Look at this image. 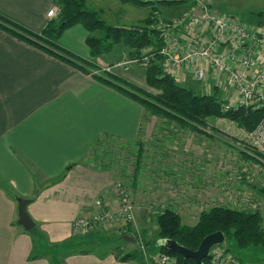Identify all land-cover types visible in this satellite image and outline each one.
<instances>
[{"label": "crops", "instance_id": "crops-1", "mask_svg": "<svg viewBox=\"0 0 264 264\" xmlns=\"http://www.w3.org/2000/svg\"><path fill=\"white\" fill-rule=\"evenodd\" d=\"M205 1L218 11L216 0ZM124 4L128 3L86 0L88 8L104 20L120 13ZM54 6V0H0L1 13L34 31L45 27L50 20L47 11ZM190 7L185 1L159 10L176 13ZM249 25L264 37V27ZM193 32L205 38L210 34L205 28ZM87 34L81 24H75L59 39L64 48L92 62L83 71L0 29V264H140L120 260L112 250L78 248L56 253L80 232L75 219L93 210L94 199L111 205L116 202L111 172L100 159L105 145L130 142L138 149L141 134L147 132V126L141 131L144 108L95 77L105 75L109 67L111 73L146 88L144 73L112 64L109 55L91 57ZM194 68V63H186L171 74L179 83L193 84L203 93L218 90L224 100L236 98L226 74L208 64L206 77L196 80ZM209 121L221 134L232 133L228 126L243 130L227 118L211 117ZM197 162L193 161V168L200 173ZM185 170L179 171L184 174ZM194 174L189 171L194 180L200 179ZM16 197L30 199L27 211L34 221L30 230L17 224Z\"/></svg>", "mask_w": 264, "mask_h": 264}, {"label": "rangeland", "instance_id": "rangeland-1", "mask_svg": "<svg viewBox=\"0 0 264 264\" xmlns=\"http://www.w3.org/2000/svg\"><path fill=\"white\" fill-rule=\"evenodd\" d=\"M215 5L220 13H232L240 17L250 10H263L264 0H216ZM152 11L155 9L150 6L128 3L123 5L120 13L104 18L109 24H144V17ZM185 11H177V14H163L160 11L157 16L163 23L170 22ZM58 13L59 11L57 15ZM157 24L152 23V26ZM147 57L152 58V55ZM126 60H130L127 52L121 53L119 58L116 57L115 63ZM124 66L144 73L140 64ZM146 88L157 92L151 87ZM144 111L141 131L147 126V132L141 134L138 149L130 142L115 146L107 143V150L102 151L104 155L100 158L103 167L111 172L114 192L116 184L121 183L130 194L134 204L133 220L123 228L112 224L78 229L80 232L72 239L74 243L68 245L65 251L78 248L111 251L119 246L116 251L118 254L138 248L146 260L150 259L158 252L156 244H153L158 239L156 217L166 208L175 210L181 216L182 223L188 225H193L198 220L202 210L215 205L241 209L248 208V204H256L255 207L264 218V194L260 191V188H264V163L254 153L255 148L250 144L248 132L228 126L235 134H221L211 124L204 126L202 130H192L173 120L162 118L145 109ZM211 132L214 134H210ZM182 146L184 152H180ZM139 147L141 156L138 155ZM245 149L251 151L252 158L247 157L246 153H250ZM195 160L198 161L199 168L196 169L200 173H196L193 168ZM180 168L186 169L184 174L179 171ZM189 171L200 179L194 180ZM114 200L116 202L113 205L105 201L110 209L117 206L116 194ZM121 235L136 238V243L120 238ZM147 242L148 247L145 245ZM222 245L230 246L231 253L246 263L264 264V253H261L263 249L260 246H251L249 250L239 249L227 239H224ZM149 253L152 255L149 256Z\"/></svg>", "mask_w": 264, "mask_h": 264}, {"label": "trees", "instance_id": "trees-1", "mask_svg": "<svg viewBox=\"0 0 264 264\" xmlns=\"http://www.w3.org/2000/svg\"><path fill=\"white\" fill-rule=\"evenodd\" d=\"M54 1L59 8V13L56 18H51L42 30L34 31L1 12L0 29L62 62L87 71L85 66L90 67L93 65L92 62L75 55L59 42L65 29L75 24H81L88 32L86 44L91 57L109 55L113 57L112 64H114L116 57L119 58V54L127 52L128 57L135 60V66L136 64L141 65L147 86L156 89L157 92L148 90L108 71L105 75H95V77L103 84L136 101L150 113L173 120L182 127L202 130L201 128L204 126L210 125L209 118L223 117L233 121L244 131L250 132L264 117V105L257 107L253 104H241L225 109L224 105L227 100L221 98L218 90L212 93H203L193 84L179 83L170 72L164 70L165 55L160 50L165 41L162 34L163 30L157 27L158 9L160 6L181 5L185 3L184 0H120L123 3L150 6L155 9L145 18L144 24L131 25L107 23L97 11L88 8L86 0ZM239 19L249 24L264 27V10L244 12ZM152 23L157 25L152 26ZM148 55H152L150 60ZM141 153V147H139L138 155L141 156ZM254 153L261 160L259 152L255 150ZM246 154L247 157L252 158L251 154ZM260 191L264 194V188H260ZM156 221L158 226L157 240L170 238L194 250L197 249L205 235L222 231L224 239L230 241L234 247L249 250L251 246H260L263 249L261 253H264V218L257 207L251 209L249 206L238 209L225 205H215L202 210L198 220L193 225L182 223L181 216L175 210L166 208L157 215ZM157 240L153 243L156 244L157 251L175 256L177 264H211L209 256L205 257L201 263H197L192 258H185L177 252L170 251L158 244ZM128 242L136 243V238L133 237V240H128ZM72 243L74 241L60 245L56 253L65 252L61 249H65ZM145 245L148 247L149 242ZM225 249L231 252L230 246H226ZM117 250H119V246L112 251L120 260H135L140 264H146V258L138 248L123 251L120 254L116 252ZM56 253L55 255H57ZM150 254L149 256L152 255ZM238 259L244 262L241 258L238 257Z\"/></svg>", "mask_w": 264, "mask_h": 264}, {"label": "built area", "instance_id": "built-area-1", "mask_svg": "<svg viewBox=\"0 0 264 264\" xmlns=\"http://www.w3.org/2000/svg\"><path fill=\"white\" fill-rule=\"evenodd\" d=\"M192 7L180 17L170 22L158 20V26L163 30L165 44L160 52L165 55L164 70H173L186 63H194L193 78L203 80L206 77L207 65L213 66L218 72L226 74L234 85L237 96L227 100L224 105L228 109L237 105H264V37L262 32L250 26L233 15L220 13L212 9L205 0H184ZM58 6L47 11L51 19L57 15ZM207 29V38L194 29ZM135 60L117 62L115 64H133ZM105 70L110 72L109 67ZM95 73H99L97 70ZM250 144L260 154L264 163V117L257 126L248 132ZM115 194L117 206L110 209L102 198L93 202V210L75 219L76 229L94 228L100 226L125 227L134 218V204L130 194L121 183L116 184ZM255 208L256 204H249ZM211 264H255L241 262L234 254L226 251L220 244L209 251ZM146 264H177L175 256L157 252L146 260Z\"/></svg>", "mask_w": 264, "mask_h": 264}, {"label": "water", "instance_id": "water-1", "mask_svg": "<svg viewBox=\"0 0 264 264\" xmlns=\"http://www.w3.org/2000/svg\"><path fill=\"white\" fill-rule=\"evenodd\" d=\"M17 201V224L21 225L25 230H30L34 227V221L27 211V204L30 199L24 197H16ZM125 240H133V237L123 235ZM224 234L222 231H215L205 235L197 249H190L186 246L178 243L176 240L170 238H160L158 244L166 247L172 252H177L185 258H192L197 263H201L202 260L209 255V251L212 247L220 245L224 242Z\"/></svg>", "mask_w": 264, "mask_h": 264}]
</instances>
